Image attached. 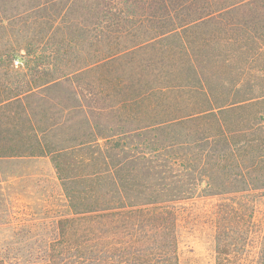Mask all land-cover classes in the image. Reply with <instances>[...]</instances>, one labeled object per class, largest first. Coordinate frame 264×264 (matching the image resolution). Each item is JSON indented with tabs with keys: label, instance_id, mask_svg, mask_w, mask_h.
<instances>
[{
	"label": "trees",
	"instance_id": "obj_1",
	"mask_svg": "<svg viewBox=\"0 0 264 264\" xmlns=\"http://www.w3.org/2000/svg\"><path fill=\"white\" fill-rule=\"evenodd\" d=\"M4 162L47 205L0 264H180V209L204 196L223 198L215 264H264V0H0Z\"/></svg>",
	"mask_w": 264,
	"mask_h": 264
},
{
	"label": "rangeland",
	"instance_id": "obj_2",
	"mask_svg": "<svg viewBox=\"0 0 264 264\" xmlns=\"http://www.w3.org/2000/svg\"><path fill=\"white\" fill-rule=\"evenodd\" d=\"M30 36L24 37L21 33L11 34L4 38V44L9 46H15L19 51L12 54L10 61V66L21 71H27L24 66L26 65L27 56L23 50L25 41ZM18 56L25 58L23 65L16 67L14 60ZM12 163V162H10ZM4 162L0 163L1 167V177L0 179H7L0 187V198L3 196L5 202L2 201L0 204V209L4 207L13 208L10 210L11 217H5L4 221H8L7 225H0V255L13 251L6 248V242H11L16 240V237L20 239H27L28 237L39 238L43 237L45 234L43 232H32L27 233L26 231L20 232L19 235H15L14 226L11 224L16 221H24L25 219H31L36 212L37 218H41L44 214V207L47 205V200L45 196V190L42 183L35 179L36 177L29 178L27 180H16L11 181L10 174L11 169L15 167L20 174L25 173L26 166L23 164H14ZM35 166L32 169L37 171H42L46 175L48 174L49 179H54L52 173L53 168L49 163H45V160L41 162H35ZM52 175V176H51ZM204 183V182H203ZM202 186H205V184ZM54 190L56 189L54 185ZM50 190L48 189V198L52 200L49 196ZM223 198L214 197H196L193 200H189L185 203L186 209H180V236H179V257L180 264H215V226L212 222L214 218V213L216 211V204H218ZM254 219L256 223L259 224L260 230L258 231V240L261 237V227H264V199L258 198L254 200L253 203ZM5 208V207H4ZM6 211V210H0ZM39 220V219H38ZM254 241L250 238L247 241V246L245 247L246 257H251L254 252L258 251L256 245L259 246L260 243ZM257 243V244H256ZM26 253L21 251V255ZM248 253V254H247ZM12 255V254H11Z\"/></svg>",
	"mask_w": 264,
	"mask_h": 264
},
{
	"label": "built area",
	"instance_id": "obj_3",
	"mask_svg": "<svg viewBox=\"0 0 264 264\" xmlns=\"http://www.w3.org/2000/svg\"><path fill=\"white\" fill-rule=\"evenodd\" d=\"M15 64H16V66H18L19 65V61H15Z\"/></svg>",
	"mask_w": 264,
	"mask_h": 264
},
{
	"label": "water",
	"instance_id": "obj_4",
	"mask_svg": "<svg viewBox=\"0 0 264 264\" xmlns=\"http://www.w3.org/2000/svg\"><path fill=\"white\" fill-rule=\"evenodd\" d=\"M205 183H203V185H204Z\"/></svg>",
	"mask_w": 264,
	"mask_h": 264
}]
</instances>
